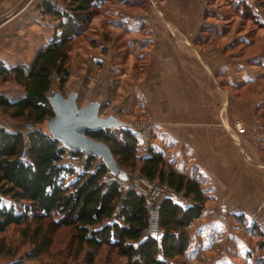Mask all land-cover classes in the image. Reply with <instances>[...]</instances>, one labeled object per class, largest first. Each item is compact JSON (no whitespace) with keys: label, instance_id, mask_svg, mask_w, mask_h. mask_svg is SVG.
Instances as JSON below:
<instances>
[{"label":"crops","instance_id":"crops-1","mask_svg":"<svg viewBox=\"0 0 264 264\" xmlns=\"http://www.w3.org/2000/svg\"><path fill=\"white\" fill-rule=\"evenodd\" d=\"M18 1L0 0V67L5 69L28 67L53 38L55 23L26 7L20 11ZM43 2L61 6L60 0H39L37 5ZM107 5L91 23L88 46L70 53L67 91L78 90L84 104L100 96L106 106L101 111L116 113L124 122L150 121L151 153L161 155L174 171L199 180L207 200L188 229V264L248 260L254 242L244 234V219L238 223L236 217L264 207V170L259 168L264 167V127L257 129L260 118L254 114L262 89L246 100L234 96L243 82L253 85L258 79L238 80L235 72L243 69V43L252 46L242 33L243 19L255 27L264 25L263 10L253 0H112ZM74 77L79 81L72 86ZM0 83L19 93L13 96L0 87L9 101L26 96L14 82L0 77ZM5 118L0 117V126L6 131L24 136L31 131ZM70 154L66 150L61 166L75 173L62 174L65 185L85 164L83 155L77 159ZM164 199L184 208L192 204L166 187L160 196ZM0 206L16 204L2 197ZM107 255L98 252L94 264H114L115 257Z\"/></svg>","mask_w":264,"mask_h":264},{"label":"trees","instance_id":"trees-1","mask_svg":"<svg viewBox=\"0 0 264 264\" xmlns=\"http://www.w3.org/2000/svg\"><path fill=\"white\" fill-rule=\"evenodd\" d=\"M110 1L60 0V7L43 2L40 15L55 23L51 43L36 53L28 67H0L2 81L14 82L26 93L14 102L0 95V110L13 120L34 125L27 136L0 126V201L6 197L16 204L9 209L0 206V259L6 264H39L52 247L50 235L60 229L71 235L73 261L85 252V263L94 264L96 254L107 250L125 258L127 264L189 263L188 229L200 218L207 200L199 180L174 171L161 155L150 152L141 159L140 175L192 201L184 208L170 199L162 200L161 238L143 237L148 223L145 200L133 191L123 192L118 181L102 184L108 172L95 158H89L75 180L65 185L62 174L75 173L61 166L66 150L38 128L53 117L46 99L51 77H59L60 88L66 85L73 42L89 32L93 19ZM119 133L120 138L107 131L89 137L108 145L125 171L136 166V141L130 132ZM26 147L27 160L23 162L21 154ZM70 156L82 157L80 153ZM10 227L21 229V239L29 244L19 256L1 237ZM258 247L264 249V242ZM261 262L264 264V259Z\"/></svg>","mask_w":264,"mask_h":264},{"label":"rangeland","instance_id":"rangeland-1","mask_svg":"<svg viewBox=\"0 0 264 264\" xmlns=\"http://www.w3.org/2000/svg\"><path fill=\"white\" fill-rule=\"evenodd\" d=\"M37 1L39 0H19L18 7L19 10L21 9V7H26V12L29 11H37L40 12L39 9V5H37ZM152 1V0H150ZM154 1V0H153ZM112 2V0H111ZM253 2L255 4L258 5V7L263 10L262 12H264V6L263 2L264 0H253ZM17 5L15 6L17 8ZM37 5V7H36ZM153 5V4H152ZM15 7L12 10H9L4 17L8 18L9 16H11V14H13L16 9ZM108 7V5H106L103 8V11ZM21 11V10H20ZM240 20V19H239ZM229 27L232 26V24L228 25ZM256 24L253 22H249L245 19H243V25H242V33L243 35H246V37L250 40L252 46H248L245 45L244 43L247 42L245 41L243 43V69L242 72H239L236 68L235 74L237 76V79L239 80V78L241 77L244 81L245 80H256V83L251 85V84H246V82L242 83L241 88H238L236 94L234 93V96H237L238 98H242V99H249L252 95H254L255 93H257L259 90L260 93H262V95L258 96L257 98L260 99V102L258 103L257 107L254 110V114L256 115V117L260 118V121L257 122L258 123V128L257 129H261L264 127V25L260 24L257 25V27H255ZM241 33V34H242ZM89 33H87L86 35H84L83 37L78 38L77 40H75L72 44V51L73 53L77 52L78 49H80V47L82 45H87V39L89 37L88 35ZM256 34V35H254ZM56 77L51 79V86H55L56 88L60 89L64 94H67L69 91H67V83L63 88L59 87V77H57L56 74H54ZM69 79V77H68ZM78 77H74L72 79V86L77 82ZM9 85V84H8ZM6 85H1L0 83V87L4 86V91L6 93H12L13 96H18L19 93L17 91H14L13 89H11L10 86ZM228 92H233L235 90H231V89H227ZM83 99H79L78 100V104L81 106L84 104ZM106 106H104L105 108ZM116 110V108H114ZM122 109L118 112L121 114ZM116 114V113H115ZM101 116H105L107 115L106 112H104L103 110L100 112ZM117 115V114H116ZM0 117L5 118L7 120H9V116L7 114H5L4 112H2V110H0ZM135 118V117H134ZM12 120V119H10ZM140 119L136 118V119H128V121L130 122H126L128 124H131L133 126V128H138V126H141V123H147L150 124L153 130V124L150 121H139ZM142 120V119H141ZM14 122L19 123L22 127L27 128L26 124L24 121H17V120H13ZM38 128H41L43 130H46V122H44L41 126H39ZM240 131H243L240 128ZM112 134H115L117 137L120 138V133L119 132H110ZM154 134V131H153ZM152 139H153V135H152ZM260 138L258 137L257 140H259ZM136 166L132 169H126L125 172L129 173L130 175H134V174H140L139 173V167H140V163H141V157H139L138 155L136 156ZM245 161H248V163L251 166H254L255 163H253L252 161L248 160V159H244ZM80 162V161H78ZM262 170H264V167H259ZM162 193V187L160 188V192H159V197L161 196ZM181 196V195H180ZM263 209L264 207L258 206L256 208V210L254 212H241V214L239 213V216L236 217V219H238V223L241 220V218L244 219V222L241 223V226L243 228L244 234L245 235H249V237L253 240L254 242V246L252 249V252H250V257L247 260V257L242 259V258H238L235 259V261L233 262L234 264H263L261 261L264 259V249H259L258 244L261 242H264V214H263ZM238 212V211H236ZM250 228L252 229L251 232L249 233L248 231H246L244 229V227ZM20 232L21 229L16 228V227H10L9 230L1 237H3V239L5 240V242L7 244H10L11 246L15 247L17 249L18 252V256L21 255L23 252H25L26 250L29 249V244L27 240H22L20 237ZM51 249L49 254H47L46 256H44L42 258V261L39 264H76L81 262L85 264V252H82L81 256L79 257L78 260L73 261V252H74V248L75 245L71 242V235L69 234V231L67 229H60L57 230L56 232H53L51 235ZM102 252L107 253L108 258H114L115 257V262L114 264H119L118 263V258L117 256H115V254H111L110 252H108L107 250H103ZM84 261V262H83ZM4 262L3 260L0 259V264Z\"/></svg>","mask_w":264,"mask_h":264},{"label":"water","instance_id":"water-1","mask_svg":"<svg viewBox=\"0 0 264 264\" xmlns=\"http://www.w3.org/2000/svg\"><path fill=\"white\" fill-rule=\"evenodd\" d=\"M46 99L53 113L46 121L47 135L58 142L60 148L83 155L85 162L89 158L97 159L115 181L129 185L132 175L122 170L108 145L90 138L89 134L100 131L133 133V126L120 120L115 113L101 116L104 102L100 96H93L80 106L78 90L71 89L64 94L51 86ZM26 126L29 130L34 129L30 123Z\"/></svg>","mask_w":264,"mask_h":264},{"label":"built area","instance_id":"built-area-1","mask_svg":"<svg viewBox=\"0 0 264 264\" xmlns=\"http://www.w3.org/2000/svg\"><path fill=\"white\" fill-rule=\"evenodd\" d=\"M54 77L56 76L53 75L51 79ZM134 129L135 131L132 134L136 141V156L138 155L141 159L146 158L151 152L152 127L150 124L141 123V126ZM21 160L23 162L27 160V147L22 151ZM113 181L115 180L109 174L103 176L101 179V183L106 186L111 185ZM160 188L161 186L157 183L147 180L140 174L132 175V181L129 185L122 184L123 192L133 191L145 200L148 210V223L143 232V237H158L162 234V230L159 227L161 207V200L159 197ZM118 214V210H116L115 216Z\"/></svg>","mask_w":264,"mask_h":264}]
</instances>
